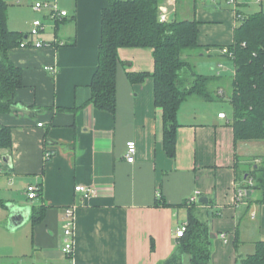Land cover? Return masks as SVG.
<instances>
[{"label": "crops", "instance_id": "1", "mask_svg": "<svg viewBox=\"0 0 264 264\" xmlns=\"http://www.w3.org/2000/svg\"><path fill=\"white\" fill-rule=\"evenodd\" d=\"M212 1V6L220 7V2ZM107 4L61 0L69 17L38 36L30 35V25L23 22V8H9V27L24 33L30 45L8 51L23 68L24 85L16 92L14 109L0 114V124L12 128L13 141L12 148H0V264H165L177 250V229L188 220L186 201L197 191L209 202L198 203L196 209L215 214L210 220V264H241L255 251L256 242L264 240V190L253 187L243 202L236 203V187L246 183L252 169L264 167V151L257 148L258 141L235 145L232 118L215 99L191 95L179 109L176 156L170 158L163 149V110L155 105L153 79L132 83L127 76L128 71L153 72L151 48L119 50L115 113L86 105ZM177 6L176 0L171 19ZM197 20L204 45L198 49L200 59L224 68L222 62L229 59L220 49L234 41V11L198 9ZM222 23L233 34L226 42L212 32ZM59 39L63 45L56 43ZM38 40L51 44L34 46ZM213 75L219 78L210 85L211 91L223 90V99H228L231 80L225 81L220 71ZM182 78L185 84L192 80L186 73ZM221 112L225 118L219 117ZM130 140L137 147L133 162L126 158ZM47 150L54 152L49 160ZM31 183L42 185L32 201L26 193ZM78 184L94 186L97 192L83 198L75 192ZM75 203L71 259L62 250V223L65 208ZM13 207L30 208L28 219L17 228L10 224ZM38 207L45 211L35 223Z\"/></svg>", "mask_w": 264, "mask_h": 264}, {"label": "trees", "instance_id": "2", "mask_svg": "<svg viewBox=\"0 0 264 264\" xmlns=\"http://www.w3.org/2000/svg\"><path fill=\"white\" fill-rule=\"evenodd\" d=\"M102 9L101 40L98 64L93 74L91 95L86 105L115 113L117 110V74L122 65L119 50L123 47H147L153 50V72L128 71L132 83L154 81V101L163 110V149L170 158L176 156L177 131L180 126L178 112L191 95L212 101L216 95L224 98L223 90L215 95L210 84L218 75H205L195 71L187 60V50L203 49L200 43V21L179 19L159 20V6L163 0H107ZM178 1V0H177ZM240 18L234 30V41L225 55L235 65L231 79L229 100L233 106L230 125L235 145L244 141L264 140V11L244 13L237 8ZM9 3L0 0V114L11 112L16 106V92L23 84V68L16 65L8 51L21 46L26 35L9 27ZM68 17L56 22V28ZM188 70V71H187ZM191 76L189 84L182 74ZM74 109V108H73ZM12 128L0 124V148H12ZM247 178L254 180V188L264 190V167L252 169ZM162 198L157 200L161 202ZM165 204V202H163ZM198 203L188 209V226L177 242L176 252L165 264H210L212 260L213 212L202 213ZM45 208L33 212V221L42 220ZM241 264H264V240L256 242L255 251L241 259Z\"/></svg>", "mask_w": 264, "mask_h": 264}, {"label": "built area", "instance_id": "3", "mask_svg": "<svg viewBox=\"0 0 264 264\" xmlns=\"http://www.w3.org/2000/svg\"><path fill=\"white\" fill-rule=\"evenodd\" d=\"M168 4H162L159 6V20L161 22H168L171 19V13L172 11L170 10V6H175L176 0H167ZM236 5V9L234 10L235 13V19L236 21L240 18V14L238 13L237 7L238 4L236 3L235 0L231 1ZM33 7L36 11L39 12H44V19H35L33 21L31 30H30V35L37 36L40 35L43 31L46 30V21H51L52 24L55 26L56 22L61 21L62 19L69 17V12L67 9L63 8L61 6V0H36L33 4ZM174 11V10H173ZM56 43L59 45H63L64 41L62 40H56ZM46 44H51L47 43L42 40H38L34 43V46L41 47ZM30 43L28 41H23L21 46H29ZM220 52L223 55H229L230 52L228 48L222 47L220 49ZM232 55V54H230ZM222 67V65H219ZM51 72L55 73V68L54 67H48ZM219 117L225 118L226 114L225 112L219 113ZM136 142L134 140H130L127 143V152H126V158L127 161L133 162L135 160V153H136ZM54 152L51 150H47L45 153V158L46 160H49L52 158ZM254 185V180L252 178L247 179L246 183L244 184H239L236 187V192H235V202L240 203L243 202L253 189ZM42 191V185L41 184H35L31 183L27 186L26 188V193H27V198L29 200H34L38 197L40 192ZM75 192L83 197V198H88L96 194L97 190L94 186L90 185H83V184H78L75 186ZM158 197H161L160 194H158ZM199 197L200 193L197 191L193 195H191L186 203L187 205H192L195 203H199ZM78 207V203L71 204L65 208L64 212V218H63V223H62V229H63V252L69 257L73 258L74 253H75V243H76V210ZM188 226V222L183 223L179 228L177 229L175 233V238H179L183 236L185 233L186 229ZM221 238L226 241V234L221 233Z\"/></svg>", "mask_w": 264, "mask_h": 264}, {"label": "rangeland", "instance_id": "4", "mask_svg": "<svg viewBox=\"0 0 264 264\" xmlns=\"http://www.w3.org/2000/svg\"><path fill=\"white\" fill-rule=\"evenodd\" d=\"M9 3V8L12 9L13 6H18L24 9V13L22 14V20L23 22H27L28 26L32 27L33 21L35 18L37 19H44V12H39L34 14L33 12V4L36 0H7ZM216 1V0H215ZM218 2L221 3L220 7L217 8L212 6L213 1L212 0H178V6H177V12L175 13L174 17H177L179 19H197V10H205L206 12H211L213 10L217 9H222V11H226V13H232L236 9V5L232 3V0H217ZM236 3L238 4L239 9H241L244 13H254L263 10L264 11V0H235ZM167 2V1H166ZM165 1L161 2L162 4H166ZM171 11L174 10L173 7H169ZM199 16L202 17L203 14L199 13ZM219 20V19H217ZM225 19H222L221 22H225ZM15 19L11 17V25H14ZM52 22L51 21H46V30L51 27ZM208 26H211V28L214 26V24L210 25L207 24ZM27 26V28H28ZM218 28L213 27L212 32L216 33V35L222 36L220 38V42H226L227 38L229 37V40L232 39L233 34L231 31L226 30V25L224 23L218 24ZM44 32V31H43ZM33 36V35H32ZM38 36V35H37ZM229 42V41H228ZM226 45V44H225ZM229 45V44H227ZM201 51L198 49L194 50H187L186 54L188 55L187 60L189 63L192 65L193 69L197 72H203L205 75H213L214 73H217L218 71L221 72V74L224 77V80L229 82L231 78L225 77V75L232 76L234 75L235 72V65L232 61H224L222 62L224 68H219L220 66H215L211 62L205 61L204 58H201V55L199 54ZM209 58L211 61L210 57H205ZM198 66V68H197ZM188 71V70H187ZM187 78L190 79L191 76L189 75V72L187 74ZM216 80H214L210 85L216 84ZM189 84V83H188ZM211 87V86H210ZM232 92V87L231 85L228 87V94ZM216 95V92H214ZM216 101L218 105L222 107V109L228 114L230 118H232L233 114V106L229 100V98H221L220 96H215ZM218 105H216V108H218ZM259 145H257V148L261 151H264V140L258 141ZM182 264H187L188 263V257L187 255L184 256V259L181 262Z\"/></svg>", "mask_w": 264, "mask_h": 264}, {"label": "water", "instance_id": "5", "mask_svg": "<svg viewBox=\"0 0 264 264\" xmlns=\"http://www.w3.org/2000/svg\"><path fill=\"white\" fill-rule=\"evenodd\" d=\"M27 37V36H26ZM1 59V56H0ZM209 200L207 197L199 198V203L208 204ZM30 215V208L27 207H13L10 215V224L12 228H17L23 224Z\"/></svg>", "mask_w": 264, "mask_h": 264}]
</instances>
